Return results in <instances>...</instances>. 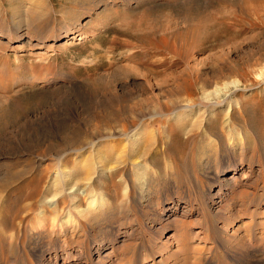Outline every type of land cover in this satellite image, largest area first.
Returning <instances> with one entry per match:
<instances>
[{"label":"rangeland","instance_id":"obj_1","mask_svg":"<svg viewBox=\"0 0 264 264\" xmlns=\"http://www.w3.org/2000/svg\"><path fill=\"white\" fill-rule=\"evenodd\" d=\"M185 103L194 108L178 117ZM137 114L147 117L134 158L133 139L109 135ZM177 127L181 139L168 131L165 144L164 132ZM98 155L105 167L89 175ZM146 165L143 179L173 183L178 203L154 182L142 185ZM66 166L83 178L65 208L28 199L33 182L60 183ZM0 197V264H178V255L223 263L220 237L256 244L254 233L264 235V0H0ZM94 199L107 206L92 223L83 213L97 212ZM138 204L150 212L133 210ZM256 251L250 264L264 262Z\"/></svg>","mask_w":264,"mask_h":264},{"label":"bare ground","instance_id":"obj_2","mask_svg":"<svg viewBox=\"0 0 264 264\" xmlns=\"http://www.w3.org/2000/svg\"><path fill=\"white\" fill-rule=\"evenodd\" d=\"M179 105V104H178ZM182 107H183V109H185V108H187V109H189V110H187L186 112L187 113H181V114H179L178 115V117H180V116H188L190 113H189V111H192V109L194 108L193 106H191V105H188V104H180ZM169 112V111H168ZM230 112V111H229ZM161 113V112H160ZM162 113H163V111H162ZM177 113V112H176ZM189 113V114H188ZM228 113V112H227ZM152 115H155V112L153 113V114H151L150 116H152ZM228 116V117H227ZM227 116H226V118H227V120H226V123L228 122H231V120H230V115H228L227 114ZM147 116H145V115H141V114H137L136 115V120L135 119H133V122L132 123H130V124H124L123 126H122V129H121V131L119 130V131H117L116 130V132H113V133H115V134H110L109 136H110V138H119V137H124V138H126V140L128 139V141L130 142L132 139V141H131V145H130V143H128V145L127 146H129L127 149H128V151L131 153V155H134V158H136L135 156H136V154L138 155V154H140L141 155V152H140V149H141V146H140V144L141 143H139V141H138V138H139V136L141 135V132H140V124H141V122H143V120L146 118ZM203 122V121H202ZM225 123V124H226ZM203 124V123H202ZM200 126H202V125H200ZM169 131V134H171L172 136L174 135L177 139H181V136H182V132L183 131H185L184 129L182 130V128L181 127H177V128H171V130L169 129V130H167L166 132H164L165 133V135H164V137L162 136V139H164V142H165V144L167 143V139H166V141H165V138L166 137H168V134H167V132ZM131 132H134L133 134H132V138H130V133ZM110 133H112V132H110ZM163 133V134H164ZM103 135H100L99 137H97L96 139H100V141H101V139H103V137H104V133H102ZM108 134L109 133H107V134H105V135H107L108 136ZM96 137V136H95ZM105 138H107V137H105ZM109 138V137H108ZM94 139V138H93ZM151 139H153V138H151ZM150 139V140H151ZM117 140V139H116ZM157 141V140H156ZM179 141V140H178ZM93 141H91V143H92ZM127 142V141H126ZM154 141H152V143H153ZM158 142V141H157ZM157 142H154V143H157ZM95 143V142H94ZM117 143V142H116ZM93 144V143H92ZM118 144V143H117ZM127 144V143H126ZM125 144V145H126ZM151 144V143H150ZM119 145V144H118ZM152 145H154V144H152ZM83 146V145H82ZM126 146V147H127ZM149 146V145H148ZM155 146V145H154ZM154 146L152 147L153 149H154ZM86 146H83V147H81V148H78V150L80 149V150H83L84 148H85ZM176 147H179L178 145L176 146ZM175 147V148H176ZM144 149V148H143ZM149 149V148H148ZM151 149V148H150ZM149 149V150H150ZM176 150H178L177 148H176ZM143 151H145L146 152V149L145 150H143ZM142 151V152H143ZM107 152V151H106ZM152 153H151V156H152V154H153V157H148L147 158V161L148 160H152L153 158H154V155H156L155 153H157L156 152V150L155 151H151ZM75 153H77V149L75 150ZM143 154V156H144V154H146L147 155V153H142ZM65 155H67V154H65ZM119 155V154H118ZM139 156V155H138ZM142 156V157H143ZM65 157V156H64ZM119 158H121L120 157V155L118 156V161H119ZM133 158V157H132ZM109 159V158H108ZM144 159V158H143ZM85 160V159H84ZM96 161L94 162L93 160H92V163L93 164H91V161H90V165H89V168H90V170L91 171H89L88 173H89V175L91 174V173H94V172H98L99 170H100V168H102V169H104V167H105V163H104V161H105V159L101 156V155H98L97 156V158L95 159ZM63 161V160H62ZM89 161H85L86 162V164H88L89 163ZM84 164H85V162L84 161H82ZM121 162V161H120ZM137 162V161H136ZM141 162V161H140ZM119 163V162H118ZM233 163V162H232ZM61 164V163H60ZM107 164V163H106ZM132 164H134V162L132 163ZM63 168V167H62ZM115 168V167H114ZM149 168V165H146L145 166V169L143 168L142 169V171L140 172V178H139V180H141V181H144L143 183H142V185H144V186H146V187H148V186H151L152 185V183L151 182H154L153 184H154V186H157V187H155L156 189H157V192L156 193H162V190H164V191H170V193L172 192V194L170 195H168V198H167V200L169 201V202H171V203H178V201H176V199H175V191H174V187H173V183H171V182H169L168 180H161V177L160 178H158V179H154V177L153 178H151L150 180L148 179V180H145V179H143V177L145 176V174H146V170ZM187 168V167H186ZM233 169H237L236 168V165H234V168ZM73 170V167H72V169L71 168H69L68 166H66V167H64L63 169H62V171H61V177H60V183H59V181H57V182H49L47 185L45 184H42V182H41V180H39V182L36 180V182H33L34 183V185H33V187L31 188L32 190H31V192H30V195L28 196V199H34V198H37V197H39L40 196V198H42V200L39 202V203H42V205L44 206L46 203L47 204H49V209H50V207L52 208V209H54V212H55V210L56 211H58V207H60V206H63V208H65L66 207V202L68 201V196L66 195L67 194V190H69L70 188H73L75 185H78V183L77 182H79V180L81 179V178H83V177H81V174H78V172H73L72 171ZM97 170V171H96ZM229 170V169H228ZM84 171H86V170H84ZM226 172H229V171H226ZM225 173V172H224ZM17 174V173H16ZM168 174H170V173H168ZM167 174V175H168ZM24 175V174H23ZM85 175V174H84ZM26 176V175H25ZM176 176V175H175ZM18 177V176H17ZM48 177V176H47ZM85 177V176H84ZM170 177V176H169ZM232 177V176H231ZM22 178V177H21ZM58 178V177H57ZM39 179V178H38ZM85 179H87L88 181H93L94 179H93V177L91 176H86L85 177ZM16 180V179H15ZM18 180V179H17ZM48 180V179H47ZM83 180V179H82ZM6 181V180H5ZM9 181V180H8ZM11 182V181H10ZM47 182V181H46ZM2 183H4V182H2ZM9 183V182H8ZM7 183V184H8ZM14 183V182H13ZM45 183V182H44ZM98 183V182H97ZM150 183V184H149ZM182 183V182H181ZM17 184V183H16ZM115 184V183H114ZM5 185V184H4ZM9 185H7L6 186V188L8 187ZM11 186V185H10ZM9 186V187H10ZM88 186H90V185H88ZM27 187V186H26ZM190 187V186H189ZM5 189V188H4ZM15 189V188H14ZM83 190H85V192L87 191V195L89 194V195H94L95 196V194H96V192L94 191V188L93 189H87V188H84ZM2 191V190H1ZM79 191V190H78ZM102 192H103V190H101ZM178 191V190H177ZM51 192H53L52 194H51ZM71 193L69 194V195H72L71 197V199H70V204L72 203V204H77V202H78V199H77V194H76V189H71V191H70ZM83 192V191H82ZM69 193V192H68ZM79 193V192H78ZM81 193V192H80ZM103 193H105V192H103ZM4 194V193H3ZM51 194V195H50ZM88 195V196H89ZM50 196V197H49ZM82 196V195H81ZM2 197H4V196H2ZM223 197V196H222ZM48 198H50V199H48ZM103 198V197H102ZM129 198V197H128ZM140 201L139 202H142V200L144 199V197H143V195L142 194H140ZM0 199H2L1 197H0ZM182 199V198H181ZM232 200L234 199V197L233 198H231ZM231 199H230V201H231ZM95 200V199H94ZM123 200V199H122ZM17 201V200H16ZM37 201V200H36ZM105 202L103 201V200H100V201H91L90 202V205H92V206H96L97 208H99L98 210H97V212H99V213H97V212H95V213H90L89 211H86L85 213H83V215H85L84 217L85 218H87V219H89L90 221H92V223L94 222V219H96L98 216H100V214H102L104 211V209H106V206H107V204H104ZM132 203V202H131ZM146 203V202H145ZM229 203V202H228ZM81 204V203H80ZM1 205V204H0ZM27 205V204H26ZM41 205V206H42ZM111 205V204H110ZM178 205V204H177ZM223 205H225V207L227 208V206H229L230 204H223ZM4 206V205H3ZM25 206V205H24ZM24 206H22V207H24ZM76 206V205H75ZM151 204H144V205H135V207H134V209L133 210H135V211H137V210H139V211H141V212H150V210H151ZM45 207V206H44ZM109 207V206H108ZM18 209H19V207H18ZM26 209H29V210H34L35 208H34V206H32V205H27L26 206ZM45 209H47V207L46 208H43V212L45 211ZM60 209V208H59ZM71 209V208H70ZM6 210V209H5ZM64 211L65 209H61V211ZM68 210V209H67ZM0 211L2 212V210L0 209ZM50 211V210H49ZM46 212V211H45ZM71 212H72V210H71ZM75 212V211H74ZM152 212V211H151ZM2 213H4V212H2ZM49 213V212H48ZM53 214V213H52ZM66 214H68V212H66L65 213V215ZM70 214V213H69ZM49 215V214H48ZM75 215V214H74ZM230 215H231V213H230ZM143 216V215H142ZM57 217V216H56ZM55 217V218H56ZM83 217V218H84ZM104 217V216H103ZM84 218V219H85ZM151 219H152V221H153V223H155L156 221H157V216H156V213L153 215V216H151L150 217ZM57 219V218H56ZM89 222V221H88ZM53 223V222H52ZM56 223V222H55ZM59 223H60V221H59ZM54 225V224H53ZM79 227H81V226H79ZM162 228V227H161ZM160 228V229H161ZM158 229V228H156V230H157V232H160V235H161V233L163 232V229ZM61 230V229H60ZM94 230V229H93ZM1 231V230H0ZM221 231V230H220ZM2 232V231H1ZM43 232V231H42ZM224 232V231H223ZM98 233V232H97ZM263 234V233H262ZM261 234V236H257V234L256 233H254V238H253V241L254 242H257L256 244H254V245H252V243L250 242H248V240L245 238V237H243V235L240 237V238H237V239H232V236H222V237H220V243H221V246H222V249H223V253H224V257H222L223 259H222V261H223V263H219V262H217V261H215L213 258H209V259H207L205 262H204V264H250L249 263V260H250V258H249V260H248V258L247 257H249L250 255H255V253L257 252L256 251V249H257V247H259V250L260 251H263L264 252V249H262V248H260L261 246L264 248V235H262ZM33 235H34V232H33ZM39 235H41V234H38V235H34L35 236V240H34V242H33V244H32V250H33V252L35 253V255H40V257L38 258V259H40L42 262L44 261V259H45V256H44V251H43V249L42 248H40L39 247V249L40 250H37V246L39 245V241H40V238L38 237ZM163 235V234H162ZM228 235V234H227ZM236 235V234H235ZM96 238H97V236H95ZM106 237V236H105ZM169 238H171L170 237V235L167 237V240H170ZM100 241H101V243H106V241H104V240H106V239H102V238H100L99 239ZM101 246V245H100ZM177 251H175V253H176ZM178 254V253H177ZM176 254V255H177ZM109 255V252H105L102 256H104V257H107ZM112 255V254H111ZM110 256V255H109ZM181 255H178V256H176V258H177V262H179L178 264H187L186 262L187 261H185L186 259H187V257H180ZM263 257H264V254L262 255ZM175 258V257H174ZM254 258H255V256H254ZM251 259H253V258H251ZM257 259V258H256ZM256 259L255 260H253V261H256ZM261 260V259H260ZM47 261V260H46ZM257 262V261H256ZM44 263V262H43ZM175 263V262H174ZM254 263V262H253ZM253 263H251V264H253ZM262 263V262H261ZM260 263V264H261ZM46 264V263H45ZM262 264H264V262L262 263Z\"/></svg>","mask_w":264,"mask_h":264}]
</instances>
